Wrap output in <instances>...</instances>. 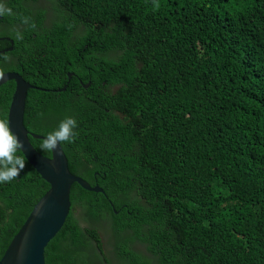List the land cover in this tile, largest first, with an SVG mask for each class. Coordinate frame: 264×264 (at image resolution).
<instances>
[{"label": "trees", "instance_id": "1", "mask_svg": "<svg viewBox=\"0 0 264 264\" xmlns=\"http://www.w3.org/2000/svg\"><path fill=\"white\" fill-rule=\"evenodd\" d=\"M39 1L0 0V74L29 133L76 119L69 172L103 190L72 184L45 264H264V0ZM23 159L0 259L49 189Z\"/></svg>", "mask_w": 264, "mask_h": 264}, {"label": "water", "instance_id": "2", "mask_svg": "<svg viewBox=\"0 0 264 264\" xmlns=\"http://www.w3.org/2000/svg\"><path fill=\"white\" fill-rule=\"evenodd\" d=\"M3 39L7 38H0ZM9 41L10 46L0 50V54L12 50V41ZM71 75V73L67 74L68 77ZM7 81H13L15 84L7 112V124L22 144L19 151L40 178L48 184L49 189L33 206L20 229L11 239L0 259V264H45L44 249L62 228L69 214V193L72 184L76 183L82 189L95 193H103V190L98 185L91 186L81 177L69 172L67 159L60 145L56 152H51L50 158L44 157L33 148L29 136L44 139L43 136L29 133L23 125L27 91L34 87L15 72L0 74V85ZM65 88L56 91H64Z\"/></svg>", "mask_w": 264, "mask_h": 264}, {"label": "clouds", "instance_id": "3", "mask_svg": "<svg viewBox=\"0 0 264 264\" xmlns=\"http://www.w3.org/2000/svg\"><path fill=\"white\" fill-rule=\"evenodd\" d=\"M0 14H3V9H0ZM76 128V119L65 117L55 129L46 134L40 144L41 151L56 152L60 144L72 143ZM21 147L19 138L11 131L7 121H0V184L12 181L24 169L25 161L18 154Z\"/></svg>", "mask_w": 264, "mask_h": 264}, {"label": "flooded vegetation", "instance_id": "4", "mask_svg": "<svg viewBox=\"0 0 264 264\" xmlns=\"http://www.w3.org/2000/svg\"><path fill=\"white\" fill-rule=\"evenodd\" d=\"M41 3H45L43 0L39 1ZM9 62H12V63H17L18 61L17 60H10ZM73 75V74H72Z\"/></svg>", "mask_w": 264, "mask_h": 264}]
</instances>
